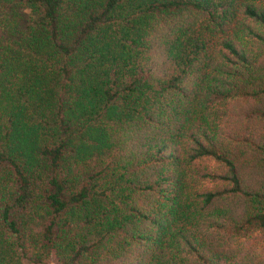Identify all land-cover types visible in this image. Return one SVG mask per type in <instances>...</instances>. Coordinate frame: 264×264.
<instances>
[{
	"label": "trees",
	"instance_id": "16d2710c",
	"mask_svg": "<svg viewBox=\"0 0 264 264\" xmlns=\"http://www.w3.org/2000/svg\"><path fill=\"white\" fill-rule=\"evenodd\" d=\"M253 240L264 0H0V264H264Z\"/></svg>",
	"mask_w": 264,
	"mask_h": 264
},
{
	"label": "rangeland",
	"instance_id": "374dc122",
	"mask_svg": "<svg viewBox=\"0 0 264 264\" xmlns=\"http://www.w3.org/2000/svg\"><path fill=\"white\" fill-rule=\"evenodd\" d=\"M15 13V19L17 20V29L15 31V37L18 38L19 35H21L22 33H24L27 29V27L29 26V17L26 11H24L23 9H19L16 8L14 11L9 12L8 14H5V18H6V22L7 20H9L10 22H12V24H14L12 17L14 12ZM16 22V21H15ZM228 115L226 116L227 119V123L229 125H233L238 123L239 121L245 120V118L242 116L241 113V109L246 105V102L241 101V100H237V101H230L228 104ZM253 127H255V125H253ZM240 149H242V147H244L243 144H239ZM239 149V150H240ZM244 170H246V175L247 178L249 179V181H253V180H258L260 179V177H258L256 175V173L254 172V169L252 168V166L248 165L247 168L244 167ZM228 205L232 206V200H229L227 202ZM34 237H38L37 235H33ZM255 244H252V243ZM253 242H244L241 243L242 247H241V251L244 252L245 256H247L248 258H255L256 255L259 254L260 259L264 260V241H254ZM26 246L28 247V251L25 253L26 257H21L20 258V263L23 264H55L53 261V258L51 257H47L44 253H39V254H35L32 253V251H35L33 248L31 250V245H30V241H26ZM260 261V260H258Z\"/></svg>",
	"mask_w": 264,
	"mask_h": 264
}]
</instances>
